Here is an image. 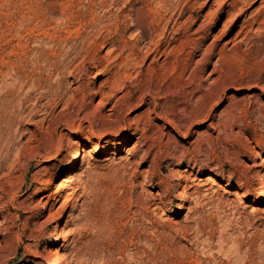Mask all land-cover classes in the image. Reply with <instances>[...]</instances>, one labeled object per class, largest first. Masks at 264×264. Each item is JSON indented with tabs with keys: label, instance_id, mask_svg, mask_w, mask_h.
I'll use <instances>...</instances> for the list:
<instances>
[{
	"label": "rangeland",
	"instance_id": "obj_1",
	"mask_svg": "<svg viewBox=\"0 0 264 264\" xmlns=\"http://www.w3.org/2000/svg\"><path fill=\"white\" fill-rule=\"evenodd\" d=\"M263 172L264 0H0V264H264Z\"/></svg>",
	"mask_w": 264,
	"mask_h": 264
},
{
	"label": "bare ground",
	"instance_id": "obj_2",
	"mask_svg": "<svg viewBox=\"0 0 264 264\" xmlns=\"http://www.w3.org/2000/svg\"><path fill=\"white\" fill-rule=\"evenodd\" d=\"M233 20H234V18L233 17H230V18H228L227 23H229V22H231ZM153 53H154V55L152 54L153 55L152 57H154V58L158 54H161V52L159 53V50H155ZM164 54L165 53H163V55ZM164 57H166V56H164ZM179 63H180L179 62V58H177V55H174V59L172 61V70H171V73H170V78H171L170 81H172V87L177 86V84H175L177 82L176 79H178L180 77V74H181V71L179 70V68H180ZM195 77H196V75H195L194 71H190L189 74H188V76H187V78H186V80H185V83H184V86H183L182 89H183V91H184V93L186 95H193L194 93L201 92L200 95H199V97H198V99H197V101L194 104V109L195 108L197 109L199 107V105L204 101V99L206 98V96H207V94L209 92H206L205 90L202 89L201 82L198 83V84L195 83V80H194ZM190 112L193 113V111H190ZM177 130H179V127H177ZM89 153H94V152H93V150H89ZM89 153H87V154H89ZM256 155H259V154L257 153ZM80 158H81V149L80 148H77V150L74 152V156H73V159H72V162H71V164H72L71 169H73V167L75 166V164L77 163V161L80 160ZM187 166L188 167H191L192 165H187ZM75 169L76 168H74V170ZM74 174H75V172H73L71 170V171H68V172H66L65 174H63L61 176L59 183L56 184V192L57 193L64 192V193H67L68 194V193H70L73 190V186L69 182L71 181V179H72V177H73ZM176 179H177V187L178 188L176 190L175 196L178 197V196H182L183 188H185V185L183 183H185L188 178L186 179L185 174L179 173V175L177 176ZM206 179L209 182H213V183L215 182V179L212 176H209ZM260 193H261V198L262 199H254L253 200V203H264V172L262 173ZM185 200H186V197H181L180 198V200H179V202L177 203V206H176L177 213L182 212V211H184L186 209L185 202H184ZM61 237H62V232H60V230H58L56 232L54 238L52 239V242L53 243H58V241H59V239ZM53 264H61L60 257H58V259L55 260L53 262Z\"/></svg>",
	"mask_w": 264,
	"mask_h": 264
}]
</instances>
